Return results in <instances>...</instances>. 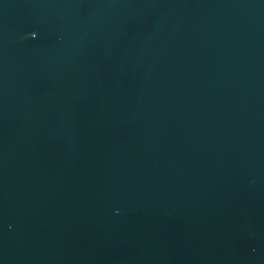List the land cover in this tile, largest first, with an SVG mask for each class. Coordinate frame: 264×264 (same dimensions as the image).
<instances>
[{
	"label": "water",
	"instance_id": "1",
	"mask_svg": "<svg viewBox=\"0 0 264 264\" xmlns=\"http://www.w3.org/2000/svg\"><path fill=\"white\" fill-rule=\"evenodd\" d=\"M0 264H264V0H0Z\"/></svg>",
	"mask_w": 264,
	"mask_h": 264
}]
</instances>
